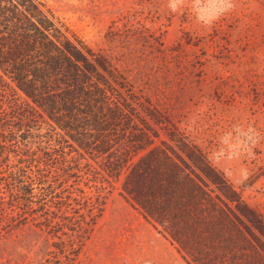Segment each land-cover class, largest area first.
<instances>
[{
  "label": "trees",
  "instance_id": "16d2710c",
  "mask_svg": "<svg viewBox=\"0 0 264 264\" xmlns=\"http://www.w3.org/2000/svg\"><path fill=\"white\" fill-rule=\"evenodd\" d=\"M114 184L186 264H264L263 217L206 153L43 2L0 0L1 219L69 263Z\"/></svg>",
  "mask_w": 264,
  "mask_h": 264
},
{
  "label": "rangeland",
  "instance_id": "374dc122",
  "mask_svg": "<svg viewBox=\"0 0 264 264\" xmlns=\"http://www.w3.org/2000/svg\"><path fill=\"white\" fill-rule=\"evenodd\" d=\"M40 1L189 136L264 219V0ZM107 191L91 237L69 263L43 228L0 216V264H186L117 184Z\"/></svg>",
  "mask_w": 264,
  "mask_h": 264
},
{
  "label": "bare ground",
  "instance_id": "6f19581e",
  "mask_svg": "<svg viewBox=\"0 0 264 264\" xmlns=\"http://www.w3.org/2000/svg\"><path fill=\"white\" fill-rule=\"evenodd\" d=\"M124 234V233H123ZM125 236V235H124ZM132 239V238H131ZM127 240V239H126ZM145 246V245H144Z\"/></svg>",
  "mask_w": 264,
  "mask_h": 264
}]
</instances>
